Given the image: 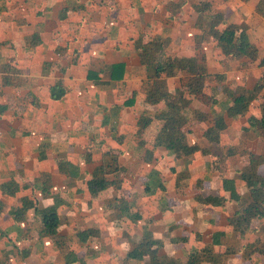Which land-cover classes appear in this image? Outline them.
<instances>
[{
  "label": "crops",
  "instance_id": "crops-1",
  "mask_svg": "<svg viewBox=\"0 0 264 264\" xmlns=\"http://www.w3.org/2000/svg\"><path fill=\"white\" fill-rule=\"evenodd\" d=\"M180 1L0 0V69L13 64L20 71L0 92V184L16 179L21 185L16 196L0 190L5 206L0 257L8 253L14 264H65L51 238H40L32 229L22 237L28 224L40 223L39 217L30 211L19 225L10 214L25 197L47 208L54 193L64 201L58 210L59 235L71 249L88 255L86 264H148L149 258L126 261V253L146 232L163 242L167 256L183 262L190 251L210 243L214 233L232 235L228 218L238 205L221 189L222 178L233 179L237 193L244 195L247 187L238 173L247 153L261 157L264 176V138L248 139L244 130L250 118L262 116L264 93L245 117L228 120L209 154L177 158L155 145L163 104L144 100L142 84L149 79L135 42L162 37L170 41L168 55L204 59L211 78L203 83V95L210 100L193 97L184 130L188 141L201 142L207 123L193 120V114L226 113L231 102L225 88H253L264 76V17L256 11L261 0H186L179 10L171 8ZM203 1H210L226 24L247 32L260 50L259 60L225 63L212 39L197 45L201 31L194 7ZM54 62L57 69H45ZM182 81L181 76L169 78L170 92L176 93ZM59 83L66 94L55 100L52 90ZM151 115L155 119L142 129L140 117ZM101 167L118 187L93 198L89 183ZM209 196L225 202L212 206L199 199ZM118 198L138 206L137 220H113L111 202ZM93 229L100 236L83 244L78 233ZM251 231L247 238L259 239L264 248V220H254ZM227 263L264 264V254L244 261L238 253Z\"/></svg>",
  "mask_w": 264,
  "mask_h": 264
},
{
  "label": "trees",
  "instance_id": "trees-1",
  "mask_svg": "<svg viewBox=\"0 0 264 264\" xmlns=\"http://www.w3.org/2000/svg\"><path fill=\"white\" fill-rule=\"evenodd\" d=\"M186 0H181L176 5H171L175 10H179ZM248 1V0H242ZM194 9L198 13L197 28L201 31L196 35L197 45H201L212 39L219 50V56L225 63L241 62L254 64L260 57V50L257 45L251 43L246 31L235 24H226L221 14L213 11L210 1H203L195 5ZM256 11L264 17V0H261ZM169 39L162 37L154 38L149 42H144L142 38L135 42L141 64L145 68L148 82L142 84V94L145 102L151 105L163 104V113L160 120L163 125L155 138V145L162 146L174 152L177 158H190L195 153L201 151L203 154H209L212 144H218L221 134L226 130L229 119H238L245 117L256 100L264 93V76L260 77L253 88L237 86L234 89L225 88L224 93L230 99L226 113L215 116L195 112L193 120L201 123H207L201 142L187 140V134L184 130L188 129L190 118L186 112L191 107L193 97L205 100L208 98L203 95L205 81L210 77L207 65L204 59H200L198 54L193 57L168 55ZM264 66V58L260 61ZM58 62L47 64L46 70L57 69ZM19 69L13 64H7L0 69V92L1 89L12 85L11 75H18ZM181 76L186 79L180 83L176 93L170 92L168 79ZM66 94L62 84H57L52 90V96L55 100L62 99ZM209 103V102H208ZM210 104V103H209ZM155 118L143 116L139 119V126L147 128ZM245 133L248 139H254L258 136L264 138V108L262 116L259 119H249V127H246ZM232 152H229L231 155ZM245 155V153H244ZM247 159L244 166L238 173V178L247 187L244 195H239L236 190L235 181L230 178H222L221 189L231 193V199L238 205V210L228 218L229 227L232 228V235L228 236L226 231H219L212 235L210 243L202 248L193 249L187 255L186 261L175 257H169L163 252L164 244L160 240L153 238L152 232H146L140 238L135 246L126 253V261L136 260L142 262L149 258L148 264H228L231 256L241 253L244 261H250L256 254H264V248L259 239L251 241L247 238L251 231V225L254 220H264V176L260 173L262 165L261 157L253 153H247ZM109 172L104 167L99 168L94 179L89 183V191L93 198L97 197L103 191L111 186L118 187L116 182L108 180ZM184 177L188 171L183 173ZM21 185L16 179L0 184V190L7 196H16L20 191ZM45 190V188H43ZM53 205L47 208H40L35 199L25 197L21 199V207L11 210L10 214L16 222L21 225L26 222L28 212L40 218V223L27 225L22 237L30 234L31 229L36 230L40 238H51L65 256V264H86L87 254H81L71 249L68 240L59 235L58 229L61 220L58 214L59 208L63 205L62 198L54 193ZM199 199L205 205L218 206L225 202L224 197L215 198L209 196L205 199ZM113 208L112 218L117 222H123L124 219L135 221L138 219V206L134 202H127L124 198H118L111 202ZM4 204L0 202V214L4 209ZM258 233V232H257ZM100 236V231L93 229L79 232V240L84 244L91 238ZM195 239L202 241V235H196ZM248 240V242H247ZM187 244L188 240L184 239ZM18 257L22 258L21 250L16 249ZM0 264H14L8 253L0 257Z\"/></svg>",
  "mask_w": 264,
  "mask_h": 264
},
{
  "label": "rangeland",
  "instance_id": "rangeland-1",
  "mask_svg": "<svg viewBox=\"0 0 264 264\" xmlns=\"http://www.w3.org/2000/svg\"><path fill=\"white\" fill-rule=\"evenodd\" d=\"M187 115H190L189 111L186 112Z\"/></svg>",
  "mask_w": 264,
  "mask_h": 264
}]
</instances>
